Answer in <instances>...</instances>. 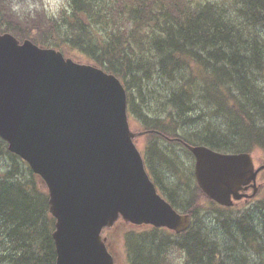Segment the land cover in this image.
<instances>
[{
    "label": "trees",
    "instance_id": "obj_1",
    "mask_svg": "<svg viewBox=\"0 0 264 264\" xmlns=\"http://www.w3.org/2000/svg\"><path fill=\"white\" fill-rule=\"evenodd\" d=\"M24 3L0 0V32L64 52L76 49L118 75L129 113L151 137L144 156L157 186L194 218L184 233H171L176 238L129 232L131 264H174L173 250L184 254L181 264H239L226 262L219 242L195 225L202 208L220 217L222 210L197 183L182 192L162 182L155 165L178 172L171 156L184 142L228 152L264 148V0H67L56 14L36 3L25 13ZM211 112L222 117L206 120ZM0 155L9 156L0 170V264H55L56 220L44 181L1 138ZM259 201L258 219L237 217L241 246L252 254L264 246ZM247 259L244 264H264V257Z\"/></svg>",
    "mask_w": 264,
    "mask_h": 264
},
{
    "label": "water",
    "instance_id": "obj_2",
    "mask_svg": "<svg viewBox=\"0 0 264 264\" xmlns=\"http://www.w3.org/2000/svg\"><path fill=\"white\" fill-rule=\"evenodd\" d=\"M0 136L48 186L56 264H114L101 232L121 215L176 232L191 223L146 169L124 85L97 66L0 33ZM188 147L198 184L213 200L229 206L249 186L257 193L264 164L256 169L250 153Z\"/></svg>",
    "mask_w": 264,
    "mask_h": 264
},
{
    "label": "rangeland",
    "instance_id": "obj_3",
    "mask_svg": "<svg viewBox=\"0 0 264 264\" xmlns=\"http://www.w3.org/2000/svg\"><path fill=\"white\" fill-rule=\"evenodd\" d=\"M35 3L39 5L43 4L44 8L49 12V14H56L63 6L67 5V0H26V3L23 4L24 12L27 13L29 7L33 6ZM65 52L68 54L67 56L72 57L75 60H78L80 62H88L86 60V57L76 49L70 48L65 50ZM153 103H157V101ZM198 114V112H193L194 117H196ZM204 117L206 120H213L215 123L217 122V119L221 118L222 116L213 115L211 112L207 115H204ZM129 121L132 129L138 132V135L135 138L137 146L143 154L147 153L148 149L150 148L149 144L151 137L145 131H143L142 121L137 115H131L129 117ZM202 123L203 121L200 120L194 122L193 124H188L186 125V127H189V125H191V127H194L197 125H202ZM158 141L160 142V140ZM163 141L166 140L163 139ZM155 144H157L156 138L153 142V145ZM160 145L165 146V143L161 142ZM174 149L176 153H174V155L171 157L176 159L175 161L177 164L176 167L178 169V172H176L173 168H169L168 165L163 163H156L155 171L161 176L162 182L164 179L166 184L178 186L182 192H185L186 185H194L195 183H197L195 177V156L191 154L184 146L175 145ZM251 152L253 154L256 166L264 163V149H252ZM8 162V155H0V170H3L5 166L7 167ZM147 168L148 170L150 169L149 165H147ZM258 182L261 183V187L259 193L255 198L247 202L245 200L237 201L231 208H218L219 210H222V217H220L219 213L204 208L199 210L196 214V227H201L205 234H209L211 239H215L219 242L220 247H222L223 257L225 258L226 262L230 263L236 261L237 263L238 261L239 264H244V258L247 259L251 257L253 261H258L264 257V251L262 253H259V251L257 250L254 254H252L251 252L245 250L241 246L242 236L237 231V217L248 214L252 217H256L255 219H258L257 216L260 211L258 208V205L260 204L259 200L264 199V171L260 174ZM203 200L206 202L204 198ZM217 216L220 217L218 218V220L216 218ZM131 231H135L141 234L154 233L156 235H163L165 233L169 235L170 238H176L175 235L173 236L169 231L165 229L157 231L155 230V228L149 225H134L121 220L119 223L111 227L109 231L104 232V235L108 237L110 249L114 254L115 264H131V257L125 239L126 235ZM261 243L264 245V231L262 232ZM262 250H264V246H262ZM169 254L172 255L171 258L174 264L182 263L184 259L183 253L177 250H173L169 252Z\"/></svg>",
    "mask_w": 264,
    "mask_h": 264
},
{
    "label": "bare ground",
    "instance_id": "obj_4",
    "mask_svg": "<svg viewBox=\"0 0 264 264\" xmlns=\"http://www.w3.org/2000/svg\"><path fill=\"white\" fill-rule=\"evenodd\" d=\"M175 37V36H174ZM252 95V94H251ZM220 112V111H219ZM204 114V113H203ZM220 115V114H219ZM231 136V135H230ZM152 149V148H151ZM162 149V148H161ZM159 160V159H158ZM167 164V163H166ZM264 251V250H263ZM244 253V252H243ZM260 253V252H259ZM233 256V255H232ZM227 257V256H226ZM228 259V258H227ZM230 261V260H229ZM234 263V262H233Z\"/></svg>",
    "mask_w": 264,
    "mask_h": 264
}]
</instances>
